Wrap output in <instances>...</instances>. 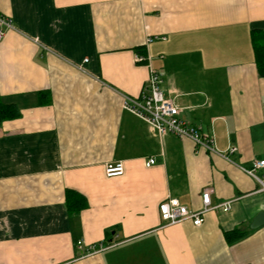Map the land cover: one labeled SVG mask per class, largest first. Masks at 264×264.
<instances>
[{
  "label": "crops",
  "instance_id": "crops-1",
  "mask_svg": "<svg viewBox=\"0 0 264 264\" xmlns=\"http://www.w3.org/2000/svg\"><path fill=\"white\" fill-rule=\"evenodd\" d=\"M0 14L12 24L0 40V100L20 112L0 125V264H264V224L249 227L264 190L241 169L264 160L251 40L264 32V0H0ZM140 46L179 118L213 150L159 138L123 109L121 93L138 95L148 76L134 60ZM114 161L124 173L105 176ZM254 174L264 180V167ZM208 186L228 210L199 226L163 224L161 201L199 209ZM66 189L87 206L70 212ZM233 228L245 234L228 243ZM98 243L110 245L85 252Z\"/></svg>",
  "mask_w": 264,
  "mask_h": 264
},
{
  "label": "built area",
  "instance_id": "built-area-1",
  "mask_svg": "<svg viewBox=\"0 0 264 264\" xmlns=\"http://www.w3.org/2000/svg\"><path fill=\"white\" fill-rule=\"evenodd\" d=\"M12 28L11 21L0 14V40L4 36V29ZM150 39H147L149 41ZM135 63L146 64L148 67V76L136 96L121 93L122 107L133 115L144 120L151 132L159 138L167 134H174L177 137H187L192 139L197 145L203 146L209 150H213L212 138L203 136L201 130L197 126L188 125L184 120L179 118V108L165 94L161 87L162 78L158 70L149 65V56L144 47L143 53H136L134 56ZM236 148L231 146L228 151L234 152ZM225 156V155H224ZM155 162L153 157L145 160L146 167ZM264 167V160L256 161L251 168H241L245 173L257 178L264 190V180L258 178L254 172L256 169ZM124 173V165L122 161L109 162L104 166V174L107 177L120 176ZM212 188L205 187L200 195V208L189 209L182 205L178 199L166 197L158 205L160 219L165 225L176 224L185 220H190L194 226H199L204 219V215L215 208H221L226 211L230 207V201L217 205L211 204L210 194ZM77 247L81 248L82 241L76 242ZM110 243H98L87 246L86 253L96 252L102 248L109 246Z\"/></svg>",
  "mask_w": 264,
  "mask_h": 264
},
{
  "label": "trees",
  "instance_id": "trees-1",
  "mask_svg": "<svg viewBox=\"0 0 264 264\" xmlns=\"http://www.w3.org/2000/svg\"><path fill=\"white\" fill-rule=\"evenodd\" d=\"M251 40L255 53V63L260 76H264V32L253 30ZM144 46L137 48V53H143ZM18 107L13 103H5L0 100V125L4 120L15 119L19 117ZM65 205L70 212H79L87 206L86 198L73 190H65ZM245 234L244 230L233 228L224 232L225 240L232 243Z\"/></svg>",
  "mask_w": 264,
  "mask_h": 264
},
{
  "label": "water",
  "instance_id": "water-1",
  "mask_svg": "<svg viewBox=\"0 0 264 264\" xmlns=\"http://www.w3.org/2000/svg\"><path fill=\"white\" fill-rule=\"evenodd\" d=\"M264 224V211H260L249 224L250 228H256Z\"/></svg>",
  "mask_w": 264,
  "mask_h": 264
}]
</instances>
